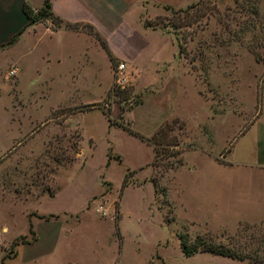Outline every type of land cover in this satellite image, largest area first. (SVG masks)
Wrapping results in <instances>:
<instances>
[{"label":"crops","instance_id":"crops-1","mask_svg":"<svg viewBox=\"0 0 264 264\" xmlns=\"http://www.w3.org/2000/svg\"><path fill=\"white\" fill-rule=\"evenodd\" d=\"M44 1L0 0L2 45L27 23L24 2L37 9ZM199 1L51 0V11L59 17L60 25L55 27L48 18L26 27L36 31L44 26L53 38L42 54L60 64V87L71 94L69 101L60 105L70 109L62 124L79 134L80 145L73 161L55 172L57 183V175L68 181L71 196L47 215L26 209V228L14 237L13 252L5 258V264H72L60 259L67 244L65 224L69 218L92 206L107 215L108 208L114 212L116 200L123 208L129 189H137L140 198L155 200L151 176L156 151L148 138L175 118L197 127L208 125L212 137L209 148L213 151L197 146L187 151L202 156L206 167L194 164L185 182L178 176L183 169L189 170L188 166L172 174L183 195L181 205L191 210L186 220L212 227L219 218L220 228L230 229L240 221L264 220V81L259 107L247 125H242V114L237 111L242 107V92L236 82L231 109L213 116L211 104L200 90L202 80L184 63L174 31L148 21L164 10L186 9ZM32 49L36 50L35 45ZM250 59L258 64L252 55ZM119 62L126 64L124 71L130 79L133 102L128 107L113 90V69ZM219 71L211 70L209 75L216 87L227 81ZM225 127L219 144L217 135ZM204 142L207 145V140ZM224 149L222 161L211 155ZM198 169L204 173L199 182ZM126 175L127 184L123 185ZM62 190L58 183L53 191L42 190L32 197L55 201ZM199 190L213 203V211L202 210ZM74 203L80 208L70 207ZM232 206L236 213L229 216L228 207Z\"/></svg>","mask_w":264,"mask_h":264},{"label":"rangeland","instance_id":"rangeland-1","mask_svg":"<svg viewBox=\"0 0 264 264\" xmlns=\"http://www.w3.org/2000/svg\"><path fill=\"white\" fill-rule=\"evenodd\" d=\"M148 21L174 31L184 63L202 80L200 90L211 104L213 116L231 109L236 82L242 92V107L237 108L242 125L253 119L264 81V0H200L186 9L164 10ZM52 40L44 26L36 31L26 29L8 48L0 40V264L2 253L12 255L14 237L26 228V209L47 215L72 194L65 177L57 175L63 187L57 200L32 197L58 186L55 172L73 161L80 145L79 134L62 124L70 109L60 105L71 94L60 87V64L42 54ZM115 67L113 90L128 107L133 102L131 85H118ZM12 69L14 75L9 73ZM216 69L226 76L223 86L210 81V72ZM222 131L217 135L219 144L227 128ZM152 140L157 149L151 176L156 199L140 198L137 189H129L125 206L120 207L116 200L114 212L108 208L107 215L99 214L94 206L82 209L65 224L69 233L60 259L72 264H264V220L240 221L233 229L220 228L219 218L212 227L186 220L191 210L181 205L183 195L172 174L188 166L178 176L185 182L194 164L206 167L202 156L187 151L196 146L213 151L208 125L197 127L175 118ZM225 151L211 155L222 161ZM203 175L198 169L196 181ZM198 199L203 211H213V203L202 190ZM70 207L79 209L80 204ZM227 213L234 216L235 207H228ZM182 237L184 248L199 245L196 251L186 255ZM209 245L222 246L236 257L205 250Z\"/></svg>","mask_w":264,"mask_h":264},{"label":"trees","instance_id":"trees-1","mask_svg":"<svg viewBox=\"0 0 264 264\" xmlns=\"http://www.w3.org/2000/svg\"><path fill=\"white\" fill-rule=\"evenodd\" d=\"M23 11H24V13L26 14V16L28 18L27 23L16 34H14L8 40V42L6 44H3V45L10 46V45L14 44L18 40L20 34L26 29V27H28V26H30V25H32L34 23H37L38 21H43V20H46V19L50 18L53 21V24H54L55 27L60 25L59 17L55 16L53 14V12L51 11V0H45L44 4L40 8H37V9H34L28 2H24ZM55 20L57 21L56 24H55ZM88 29H89V31L93 32L92 28L89 27ZM84 107H86V106H84ZM160 129H161V127H160ZM155 134L151 138H148V140L151 141L154 144V146H155V143H154V141L152 139L155 136ZM141 137L144 138L143 136H141ZM155 151H156V155H157L156 146H155ZM156 155H155V157H156ZM126 184H127V175H126V177L124 179V184L123 185H126ZM183 240L184 239L182 237V239H181V244L182 245L184 244ZM184 247H185V244L183 245L184 253L186 255H190L194 251H196V249L199 247V245H196V247H193L192 249H188V250H186ZM205 250L216 252V253H220V254H223V255H229V256L236 257V255L232 254L231 250H227L226 248H224L222 246H218V245H209L207 249L205 248ZM5 258H6V256H3L2 260H1V264H5Z\"/></svg>","mask_w":264,"mask_h":264},{"label":"built area","instance_id":"built-area-1","mask_svg":"<svg viewBox=\"0 0 264 264\" xmlns=\"http://www.w3.org/2000/svg\"><path fill=\"white\" fill-rule=\"evenodd\" d=\"M125 67H126V64L124 62H119L118 64H116V67H115V72L117 75L116 81L121 88H126V86L129 85V82H130L129 77L125 74V71H124ZM9 73L10 75H14L16 71L15 69H12L9 71Z\"/></svg>","mask_w":264,"mask_h":264}]
</instances>
